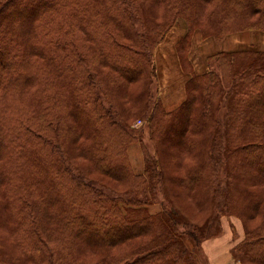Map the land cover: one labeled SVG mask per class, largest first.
<instances>
[{
	"label": "trees",
	"instance_id": "obj_1",
	"mask_svg": "<svg viewBox=\"0 0 264 264\" xmlns=\"http://www.w3.org/2000/svg\"><path fill=\"white\" fill-rule=\"evenodd\" d=\"M208 4L216 5L214 25L257 14L252 24L264 27V0H0V224L10 228L20 252L12 256L0 247V264H199L184 237L199 248L227 208L260 211L264 189L255 193L246 185L264 183V50L219 51L210 56L209 71L196 72L188 32L187 97L168 110L151 88L156 65L147 34L158 38L179 17L197 20ZM241 53L255 58L238 61ZM105 66L115 74L102 75ZM142 77L140 117L160 143L158 154L166 148L198 157L180 180L189 191L200 186L212 193L204 226L177 214L162 159L147 154L139 175L130 167L131 123L105 92ZM220 103L229 108L224 121ZM68 139L79 143L93 171L131 180V188L99 186L73 161ZM159 193L164 209L157 215L129 206ZM142 235L150 240L92 263L70 250V244L103 247ZM238 248L264 264V228Z\"/></svg>",
	"mask_w": 264,
	"mask_h": 264
},
{
	"label": "rangeland",
	"instance_id": "obj_2",
	"mask_svg": "<svg viewBox=\"0 0 264 264\" xmlns=\"http://www.w3.org/2000/svg\"><path fill=\"white\" fill-rule=\"evenodd\" d=\"M215 8V4L206 5L203 13L194 21H188L186 17H179L169 25L165 33L158 34V38L152 39L147 34V37L151 40L152 58L156 65V76L153 78L151 88L154 96H160L162 100L165 98L170 102V106L174 104H177L176 107L179 106L187 97L186 86L191 89V85L187 83L192 77V71L186 59L189 45L184 40L188 32L192 38L189 58L194 68L195 62L198 70H204L202 72L210 70L212 66L210 56L219 51L264 50V27L252 24V22L258 20L259 15L253 14L249 18L244 17L240 21L228 25H214L216 20L211 16ZM157 19L161 20V18ZM144 21H147L145 17H141L140 21L138 20V27L141 31L145 28ZM237 57L238 61L250 57L254 59L255 54L241 53L237 54ZM215 66L217 67L216 63ZM100 72L104 76L115 74L111 68L106 66L102 67ZM143 78L128 81L125 89L110 90L111 93L109 91L105 92L116 103V107L120 109L121 117L131 123L130 139L126 145V157L130 167L134 174L139 175L144 172L147 154H151L155 159H162L163 166L169 175L167 198L172 201L177 214L184 215L194 224L204 226L207 224L210 215L212 193H206V188L200 186L193 191H189L182 186L180 180L186 174V169L197 162L198 157L193 153L186 154L182 158V156L176 154L177 151L172 149L166 151V148L165 150L163 148L161 155L158 154L160 143L158 140L156 142L150 138V130L143 125L145 120L140 117L141 112L144 110L140 99L144 88ZM198 105L195 103L197 109L194 112L196 114L200 110ZM228 110L229 108L225 103H220L218 112L222 121L227 118ZM188 132L193 133L192 127ZM193 136L201 138V135ZM66 145L73 161L88 175L95 178L97 184L106 185L114 192H123L131 188V180H117L110 175L96 170L93 171L90 168V160L80 156L79 143H72L68 139ZM200 145L196 142L195 150L200 149ZM180 159H182L181 162ZM246 186L255 193H260L264 189V183L255 186L248 184ZM159 194L157 199L152 202L129 206H142L147 209L149 214L157 215L164 209V197L163 194ZM0 198L2 199L1 194ZM262 228H264V200L260 211L256 213L250 214L236 207L227 208L217 218L211 236L203 239L199 248L194 249L193 241L189 236L184 237L182 242L193 253L199 264H256L247 260L238 247L250 233L258 232ZM11 232L9 227L0 224V247L8 248L9 253L7 254L18 256L20 252L15 248L16 242ZM148 240H150V235L134 237L116 245L103 247L70 244V250L79 262L92 263L106 256H121L136 248L138 244ZM26 264L35 263L27 261Z\"/></svg>",
	"mask_w": 264,
	"mask_h": 264
},
{
	"label": "crops",
	"instance_id": "obj_3",
	"mask_svg": "<svg viewBox=\"0 0 264 264\" xmlns=\"http://www.w3.org/2000/svg\"><path fill=\"white\" fill-rule=\"evenodd\" d=\"M191 54H192V53H191ZM193 61H194V60H193ZM194 65H195V71H196V72H202V71H204V70H201V71L198 70V68L196 67L195 62H194ZM162 97H164V96L162 95ZM163 100H164V101H163V102H164V105L166 106V108H167L168 110H171V109L175 108L176 105H177V104H174V105L170 106V105H171V104L169 105L170 102H168L165 98H164Z\"/></svg>",
	"mask_w": 264,
	"mask_h": 264
},
{
	"label": "built area",
	"instance_id": "obj_4",
	"mask_svg": "<svg viewBox=\"0 0 264 264\" xmlns=\"http://www.w3.org/2000/svg\"><path fill=\"white\" fill-rule=\"evenodd\" d=\"M141 121H142V120H141ZM141 121H140V122H141Z\"/></svg>",
	"mask_w": 264,
	"mask_h": 264
}]
</instances>
